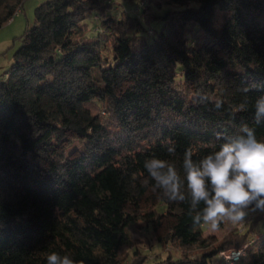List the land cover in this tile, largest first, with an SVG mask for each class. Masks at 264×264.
<instances>
[{
	"label": "trees",
	"instance_id": "1",
	"mask_svg": "<svg viewBox=\"0 0 264 264\" xmlns=\"http://www.w3.org/2000/svg\"><path fill=\"white\" fill-rule=\"evenodd\" d=\"M23 1L0 0V27ZM91 14L98 26L88 33ZM21 40L0 74V264H47L52 252L122 264L154 183H143L147 158L180 168L185 150L198 161L243 124L264 134L254 122L264 0H45ZM182 191L184 201L162 196L140 212L146 224L175 218L164 241L179 255L148 263L133 247L128 264H215L221 250L243 245L233 264H264V213L209 244Z\"/></svg>",
	"mask_w": 264,
	"mask_h": 264
},
{
	"label": "clouds",
	"instance_id": "2",
	"mask_svg": "<svg viewBox=\"0 0 264 264\" xmlns=\"http://www.w3.org/2000/svg\"><path fill=\"white\" fill-rule=\"evenodd\" d=\"M249 91L248 87L242 89ZM200 95V94H198ZM215 108L224 105L222 98L215 100ZM246 104L239 106L243 111ZM254 122L264 124V95L254 102ZM240 135L229 137L220 143L218 150L197 160L191 150H185L182 167L169 159L152 156L144 161L147 177L143 181L152 191H157L169 201H184L182 188L190 195L188 215L194 225L219 229L222 221L239 223L254 213H264V138H258L253 127L243 124ZM169 156H174V144L167 146ZM203 204L202 211L196 212ZM47 264H83L69 255L52 252L47 256Z\"/></svg>",
	"mask_w": 264,
	"mask_h": 264
},
{
	"label": "rangeland",
	"instance_id": "3",
	"mask_svg": "<svg viewBox=\"0 0 264 264\" xmlns=\"http://www.w3.org/2000/svg\"><path fill=\"white\" fill-rule=\"evenodd\" d=\"M42 1L45 0H24L22 7L13 15L12 19L0 27V74L9 69L13 61L15 50L22 44L21 36L24 31L32 27L34 23L35 7ZM86 23L88 27L87 32H95V28L98 26V20L94 18V14H91L86 19ZM71 136L74 137L73 134H71ZM263 136L264 134L258 138ZM80 144L81 141L74 138V143L69 150L76 152L75 148L80 146ZM161 199L162 194L159 191H152V188H148L136 213L139 220L135 223L131 232V246L138 248L143 254L145 253L148 263H153L154 260L165 257L167 254H170L174 258L179 255V252L176 250L177 247L172 241H164V236H169L168 233L175 224V218L164 213V215L154 222L146 224L145 219H143L146 217L140 213L146 212V207L149 206V204L158 206ZM252 215L253 214L249 216ZM244 222L245 220L239 223H232L225 220L223 221V225L216 231H212L209 226L204 225L203 236L207 239L209 244H214L223 239L230 232L232 227L235 226L237 230L240 231ZM261 222L264 223V219ZM159 238H163L161 242H159ZM133 247L129 249V253L127 252V257H122V264H128L131 261L130 255L132 254ZM214 262L215 264H222L218 255L214 258Z\"/></svg>",
	"mask_w": 264,
	"mask_h": 264
},
{
	"label": "built area",
	"instance_id": "4",
	"mask_svg": "<svg viewBox=\"0 0 264 264\" xmlns=\"http://www.w3.org/2000/svg\"><path fill=\"white\" fill-rule=\"evenodd\" d=\"M11 19L12 18H10L8 21ZM218 255L225 264H233L245 255V247L243 245L239 248L224 249L221 250Z\"/></svg>",
	"mask_w": 264,
	"mask_h": 264
}]
</instances>
